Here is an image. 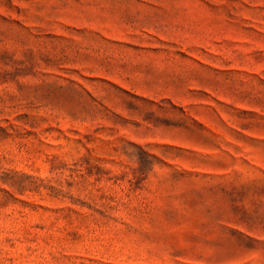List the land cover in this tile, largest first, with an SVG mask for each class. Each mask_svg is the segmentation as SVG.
<instances>
[{"label":"rangeland","instance_id":"obj_1","mask_svg":"<svg viewBox=\"0 0 264 264\" xmlns=\"http://www.w3.org/2000/svg\"><path fill=\"white\" fill-rule=\"evenodd\" d=\"M0 264H264V0H0Z\"/></svg>","mask_w":264,"mask_h":264}]
</instances>
